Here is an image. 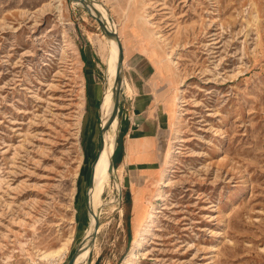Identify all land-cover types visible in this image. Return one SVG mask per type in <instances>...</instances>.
<instances>
[{
    "label": "rangeland",
    "instance_id": "obj_1",
    "mask_svg": "<svg viewBox=\"0 0 264 264\" xmlns=\"http://www.w3.org/2000/svg\"><path fill=\"white\" fill-rule=\"evenodd\" d=\"M96 1L123 46V172L106 171L80 264H264V0ZM91 16L0 0V264H67L85 237L115 63ZM68 237L62 260L38 258Z\"/></svg>",
    "mask_w": 264,
    "mask_h": 264
},
{
    "label": "bare ground",
    "instance_id": "obj_2",
    "mask_svg": "<svg viewBox=\"0 0 264 264\" xmlns=\"http://www.w3.org/2000/svg\"><path fill=\"white\" fill-rule=\"evenodd\" d=\"M73 3L81 5L80 2H77V1H73ZM85 4L89 8V12L94 18L99 17V19H101L105 23L107 29L116 33L115 27L110 23L109 19L106 17L105 13L102 11V9L100 8V6L96 0H85ZM102 37L104 40L103 43L100 42L101 43L100 44V50L102 51V57L105 59V61L107 63H108V61L110 62L111 59L115 60V63L107 71L104 89L101 90L102 100H101V109L99 112V116L101 118V128L106 124V122H107V120H108V118L112 112V107H113L112 106L113 105L112 89H113V84H114V77H115V73H116V64H117V57H118V47H117L116 41L113 38H107L104 35ZM103 53H105V54H103ZM108 65H109V63H108ZM109 67H110V65H109ZM115 130H117V127L114 128V131ZM114 137H115V134H113L109 130V127L102 134V137H101L103 139V149L100 152L98 162L96 163V165L94 167V170L92 173V186L89 188L88 205L90 204L92 206V212L90 214L89 225H88V228L85 232V237H84L82 243L80 244V246L78 248L77 254L75 255V258L73 260V264H80V262L85 261L87 256H88V252L93 245V242L90 241V238H91L90 236H91L92 232L94 231L95 219L98 220L97 207L100 204L99 191L103 185L107 184L106 171L107 172L108 171L113 172L114 177L117 176L116 174H118L119 177L122 175L121 174L122 168L115 170L113 165H112L111 156H112L113 150H115ZM169 155H170V151L167 152L166 158ZM123 164H125V163H123ZM166 181H167V179L165 177V174L162 172L160 180L158 181V190H161L163 188V186L166 185ZM116 185H117L116 187L119 188L120 182L116 181ZM151 219H152V212L147 211L144 221L148 220L150 222ZM98 229H99V223H98V227L96 230V234L98 232ZM70 240H71V238L68 237L58 247H56L54 249H47L45 251L40 252L38 254V258L42 261H46V263L47 262L52 263V262L62 260L65 256L67 250H68V245L70 243ZM138 244H139V242H136L135 246H138Z\"/></svg>",
    "mask_w": 264,
    "mask_h": 264
},
{
    "label": "water",
    "instance_id": "obj_3",
    "mask_svg": "<svg viewBox=\"0 0 264 264\" xmlns=\"http://www.w3.org/2000/svg\"><path fill=\"white\" fill-rule=\"evenodd\" d=\"M70 1L80 2L83 10L85 12L89 13V8L86 6L85 0H70ZM91 17L93 19H95V22H97L99 29L103 32V34L107 38H113L116 41V44L118 47L116 73H115L114 84H113V89H112V100H113L112 106L113 107H112V112H111L106 124L100 129V136L102 137V134L107 130V128L110 126V124L113 121V119L115 118V116H117V114L119 113V104H120V96H121V83H122V77H123L124 53H123V46H122L121 40L118 37V35L115 32H112L111 30L107 29L105 23L101 19H99V17L98 18H94L93 16H91ZM102 149H103V139L100 138L98 156L93 160V162L91 164V173H93L94 167H95L96 163L98 162V158H99V155H100V152L102 151ZM91 186H92V181L90 180V182L88 184V188H90ZM85 206H86V210L90 213V209L88 207V193H86ZM97 227H98V220L95 219L94 231L92 232V234L90 236L91 242H93V240L95 239ZM82 241L77 244V246H76L74 252L72 253L71 257L69 258L67 264H73V260L75 258V255L77 254L78 248H79L80 244L82 243Z\"/></svg>",
    "mask_w": 264,
    "mask_h": 264
},
{
    "label": "crops",
    "instance_id": "obj_4",
    "mask_svg": "<svg viewBox=\"0 0 264 264\" xmlns=\"http://www.w3.org/2000/svg\"><path fill=\"white\" fill-rule=\"evenodd\" d=\"M142 114V113H141ZM141 116V115H140ZM140 116L136 119L137 120V122H139L138 124L140 125V129H146V126L148 125V122H142V121H140ZM148 128V127H147ZM138 130L139 131V134H142V135H144V137H139V138H137V141H139V143H142V142H144V143H147L146 141H147V137H146V134H144L145 132H144V130ZM142 132V133H141ZM144 132V133H143ZM136 143H138V142H136Z\"/></svg>",
    "mask_w": 264,
    "mask_h": 264
},
{
    "label": "trees",
    "instance_id": "obj_5",
    "mask_svg": "<svg viewBox=\"0 0 264 264\" xmlns=\"http://www.w3.org/2000/svg\"><path fill=\"white\" fill-rule=\"evenodd\" d=\"M118 151H119V148L117 147V148L115 149V151H114L113 156H115V155L117 154Z\"/></svg>",
    "mask_w": 264,
    "mask_h": 264
}]
</instances>
